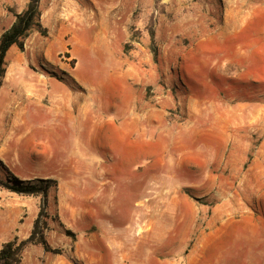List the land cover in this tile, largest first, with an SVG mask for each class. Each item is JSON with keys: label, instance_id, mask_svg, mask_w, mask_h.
<instances>
[{"label": "rangeland", "instance_id": "374dc122", "mask_svg": "<svg viewBox=\"0 0 264 264\" xmlns=\"http://www.w3.org/2000/svg\"><path fill=\"white\" fill-rule=\"evenodd\" d=\"M28 2L0 0V37ZM40 11L47 37L7 55L0 181L54 182L46 238L61 253L29 246L22 264L107 253L264 264V0H40ZM145 126L141 148L104 136ZM43 200L0 183V249L29 237ZM157 218L158 242L122 238L137 220L151 237Z\"/></svg>", "mask_w": 264, "mask_h": 264}, {"label": "trees", "instance_id": "16d2710c", "mask_svg": "<svg viewBox=\"0 0 264 264\" xmlns=\"http://www.w3.org/2000/svg\"><path fill=\"white\" fill-rule=\"evenodd\" d=\"M15 21L11 28L0 37V89L7 71V55L9 51L17 46L23 48V42L34 32H39L47 37V29L43 28L39 21L41 16L40 0H29L26 9L21 13H15ZM16 181V185L0 183L10 191L24 196H43L39 214L33 223L32 231L27 239L20 240L18 237L4 243L0 249V264H22L23 255L29 246H41L46 252L60 254V250L52 249L46 238L49 230V214L47 212V194L54 182H43L37 185L30 182ZM48 184V185H46Z\"/></svg>", "mask_w": 264, "mask_h": 264}, {"label": "crops", "instance_id": "0c3cea01", "mask_svg": "<svg viewBox=\"0 0 264 264\" xmlns=\"http://www.w3.org/2000/svg\"><path fill=\"white\" fill-rule=\"evenodd\" d=\"M147 132L148 131H147V128L145 126L141 130L137 129L135 132L132 131L131 129H129V130H124V132H120L117 135H115L114 132L109 134V132L107 131V132H105L106 134L104 136H106L108 140L109 139L110 140L114 139V140H116V143L124 144L125 147H126V150H127V147L130 148L131 146H136L138 148L144 147V145L147 143V139H148ZM134 136H137V137H135L136 138L135 140L132 139ZM138 155L139 156L137 158H134L133 160H135V159L139 160V158H141V156H144V155H141V152H139ZM127 160L129 162H131V160H129V158H127ZM150 165H151V168H152V169H150V171L155 172V174L153 176L154 179H150V182H152L154 180V184L153 185L155 186V184H156V186H157V181H158V163H155V164L150 163ZM181 167L182 166L180 164H177V165L176 164L175 165L172 164V166H170L169 168H171L172 171L178 173L179 171L182 172L184 170ZM146 173H148V172H146ZM149 191H150V196L154 197L155 206H154L152 211H154V209L158 210V201L156 200V198L158 197V189L153 188V189H149ZM85 192H86V189L82 190L81 196L85 197ZM150 202L151 201H148L146 203H150ZM146 213H147V204L144 205V211L138 217L139 223H141V219H142V221L145 220ZM137 221H136V224H135L133 230L136 229V225L138 226L139 229L142 228V231H139V237L137 238L136 236H132L133 230H131L130 232L128 230H126V231H123L124 234L121 235L122 238L124 237L125 239H130L132 242H133V239H135L136 240L135 242H139V243H141V242L147 243V242H149L151 240H156L158 242V238H156V237H158V218L156 219V221H154V223L153 222L150 223V226H151L150 229L154 230L153 231L154 233L151 235V237H148L147 234L145 233L144 229H146V226H144V225L141 226ZM94 242H96V240ZM118 259L126 262L127 257L125 255H122V256L115 255L112 258V254L110 253V255H109L107 253L106 255H104V258L101 259V261L99 259L97 260L96 258H94V256H90V258H89V260H91V263H94V264H99V262H103L104 264H115Z\"/></svg>", "mask_w": 264, "mask_h": 264}, {"label": "bare ground", "instance_id": "6f19581e", "mask_svg": "<svg viewBox=\"0 0 264 264\" xmlns=\"http://www.w3.org/2000/svg\"><path fill=\"white\" fill-rule=\"evenodd\" d=\"M244 11V10H243ZM86 106V105H85Z\"/></svg>", "mask_w": 264, "mask_h": 264}]
</instances>
